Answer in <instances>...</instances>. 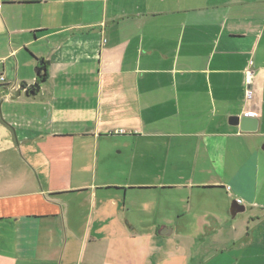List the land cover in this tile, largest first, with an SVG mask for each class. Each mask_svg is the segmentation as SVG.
Segmentation results:
<instances>
[{"label":"crops","instance_id":"crops-1","mask_svg":"<svg viewBox=\"0 0 264 264\" xmlns=\"http://www.w3.org/2000/svg\"><path fill=\"white\" fill-rule=\"evenodd\" d=\"M1 75L0 264H140L206 199L264 223V0H0Z\"/></svg>","mask_w":264,"mask_h":264},{"label":"rangeland","instance_id":"rangeland-1","mask_svg":"<svg viewBox=\"0 0 264 264\" xmlns=\"http://www.w3.org/2000/svg\"><path fill=\"white\" fill-rule=\"evenodd\" d=\"M180 205L174 203L172 213L167 215L170 216V223H176V209ZM188 216L197 218V224L184 227L182 223L186 222L179 221L168 236L159 235L158 230L153 235L155 228L143 226L146 224L141 221L137 229L146 235L127 239L126 252L134 245L132 257L140 264H236L238 261V264H244V260H238L236 247L239 244L235 238L245 236L246 232L250 236L264 234V223L256 225L257 222L245 212L232 217L224 209L221 210L219 204L213 203V199H206L202 207L192 206ZM180 229L190 235H180Z\"/></svg>","mask_w":264,"mask_h":264},{"label":"water","instance_id":"water-1","mask_svg":"<svg viewBox=\"0 0 264 264\" xmlns=\"http://www.w3.org/2000/svg\"><path fill=\"white\" fill-rule=\"evenodd\" d=\"M32 90V93H35L39 90V84L34 83L29 85ZM230 123L233 125H238L239 130L245 132H255L258 129V118L255 116L243 114L241 116H232L230 117ZM244 210V206L238 204L237 202H232L230 206V214L234 216L237 212ZM161 234H170V228H161Z\"/></svg>","mask_w":264,"mask_h":264},{"label":"built area","instance_id":"built-area-1","mask_svg":"<svg viewBox=\"0 0 264 264\" xmlns=\"http://www.w3.org/2000/svg\"><path fill=\"white\" fill-rule=\"evenodd\" d=\"M252 76H253L252 68H247L245 71V78H244L247 93L250 92V85H251ZM0 80L1 81L4 80V77L2 75L0 76Z\"/></svg>","mask_w":264,"mask_h":264},{"label":"trees","instance_id":"trees-1","mask_svg":"<svg viewBox=\"0 0 264 264\" xmlns=\"http://www.w3.org/2000/svg\"><path fill=\"white\" fill-rule=\"evenodd\" d=\"M44 65H40L38 66V70L40 71L41 69H43ZM38 77L41 81H43L44 77H45V73L43 74H38Z\"/></svg>","mask_w":264,"mask_h":264}]
</instances>
